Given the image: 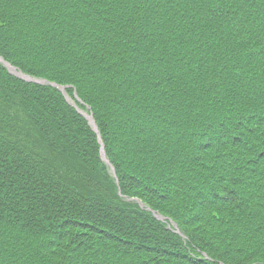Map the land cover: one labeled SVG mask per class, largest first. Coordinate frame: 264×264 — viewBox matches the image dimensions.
Instances as JSON below:
<instances>
[{
  "label": "trees",
  "instance_id": "obj_1",
  "mask_svg": "<svg viewBox=\"0 0 264 264\" xmlns=\"http://www.w3.org/2000/svg\"><path fill=\"white\" fill-rule=\"evenodd\" d=\"M0 58L70 99L0 63V264H264V0H0Z\"/></svg>",
  "mask_w": 264,
  "mask_h": 264
},
{
  "label": "water",
  "instance_id": "obj_2",
  "mask_svg": "<svg viewBox=\"0 0 264 264\" xmlns=\"http://www.w3.org/2000/svg\"><path fill=\"white\" fill-rule=\"evenodd\" d=\"M0 63H2L8 69V71L10 73H11V70H15L12 66H10L8 63H6L2 58H0ZM14 75L16 77H18V78H21V79L27 81V82H33V83H37V84H49L45 80H34V79H30L28 76L24 75L20 71H16V73ZM49 85H51L52 87L57 88L60 92H62V94L65 96L66 100L69 102V99H68V97L66 96V93H65V87L58 86V85L53 84V83L52 84H49ZM74 97H75L76 100H78L76 94L74 95ZM81 114L88 120L89 125L91 126V128L99 135L98 130H97V127L95 125V122H94V120L92 118L91 113H89L88 115L85 114V113L84 114L81 113ZM98 140H99V142L101 144V149H100L101 158L105 162V164L108 165V167L110 168L111 172H113V175L115 176L114 169L112 168V166L110 165V163L105 158L104 149H103V145L101 143L100 137L98 138Z\"/></svg>",
  "mask_w": 264,
  "mask_h": 264
},
{
  "label": "rangeland",
  "instance_id": "obj_3",
  "mask_svg": "<svg viewBox=\"0 0 264 264\" xmlns=\"http://www.w3.org/2000/svg\"><path fill=\"white\" fill-rule=\"evenodd\" d=\"M1 64H2V63H1ZM2 65H3V64H2ZM3 66H4V65H3ZM15 73H16V70H15V71H12V70H11V74H12V75H14ZM14 76H15V75H14ZM28 77H29V76H28ZM29 78H30V79H33V78H31V77H29ZM34 80H39V79H34ZM32 83H33V82H32ZM68 99H69V98H68ZM69 102H70V99H69Z\"/></svg>",
  "mask_w": 264,
  "mask_h": 264
},
{
  "label": "bare ground",
  "instance_id": "obj_4",
  "mask_svg": "<svg viewBox=\"0 0 264 264\" xmlns=\"http://www.w3.org/2000/svg\"><path fill=\"white\" fill-rule=\"evenodd\" d=\"M12 71H15V70H12Z\"/></svg>",
  "mask_w": 264,
  "mask_h": 264
}]
</instances>
